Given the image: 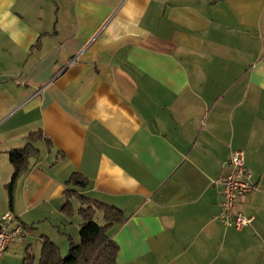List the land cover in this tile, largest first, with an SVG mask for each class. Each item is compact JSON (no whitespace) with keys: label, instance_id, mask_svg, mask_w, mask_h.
I'll return each instance as SVG.
<instances>
[{"label":"crops","instance_id":"0c3cea01","mask_svg":"<svg viewBox=\"0 0 264 264\" xmlns=\"http://www.w3.org/2000/svg\"><path fill=\"white\" fill-rule=\"evenodd\" d=\"M235 149L241 230L216 218ZM74 173L127 217L116 264H264V0H0V215L24 230L0 264L79 239Z\"/></svg>","mask_w":264,"mask_h":264},{"label":"trees","instance_id":"16d2710c","mask_svg":"<svg viewBox=\"0 0 264 264\" xmlns=\"http://www.w3.org/2000/svg\"><path fill=\"white\" fill-rule=\"evenodd\" d=\"M44 138L41 130L32 131L27 135L28 142ZM50 142V139L46 138ZM23 161L29 153L24 147L17 150ZM19 170H15L10 181L5 185L8 194V203L12 207L14 188ZM65 202L62 211L68 216L74 213L72 198L80 202L78 212L82 217L79 239L75 240L68 235V253L63 255L60 247L49 237L43 236L39 261L36 263L31 244L25 248L22 264H116L120 250L119 244L110 236L109 229L116 224H122L127 217L123 210L115 205L90 198L79 193L74 187H87L89 179L81 173H74L66 182ZM102 213L103 223L96 220V213Z\"/></svg>","mask_w":264,"mask_h":264},{"label":"built area","instance_id":"2783aa9c","mask_svg":"<svg viewBox=\"0 0 264 264\" xmlns=\"http://www.w3.org/2000/svg\"><path fill=\"white\" fill-rule=\"evenodd\" d=\"M218 182L221 184L222 200L216 218L225 226L236 230L249 226L253 221V216L242 212L239 209V203L256 186L252 181L251 171L246 166L244 150L232 151L227 171ZM15 217L10 210L0 215V261L7 246L24 233L20 223L13 224Z\"/></svg>","mask_w":264,"mask_h":264},{"label":"rangeland","instance_id":"374dc122","mask_svg":"<svg viewBox=\"0 0 264 264\" xmlns=\"http://www.w3.org/2000/svg\"><path fill=\"white\" fill-rule=\"evenodd\" d=\"M247 195V194H246ZM100 222H101V220H99ZM32 236V238H33V240H32V243L34 244V248H33V253L35 254V256H36V263H38V261H39V255H40V244H38L39 243V241H37V240H35L36 239V237H34V235H31ZM69 246V245H68ZM68 246H66V248L64 249L63 248V250H62V254L63 255H66L67 253H68ZM18 260V259H17ZM19 261V260H18ZM4 264V263H3Z\"/></svg>","mask_w":264,"mask_h":264}]
</instances>
